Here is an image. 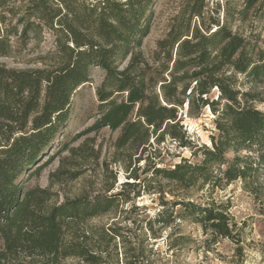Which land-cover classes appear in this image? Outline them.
Returning <instances> with one entry per match:
<instances>
[{
	"label": "trees",
	"instance_id": "trees-1",
	"mask_svg": "<svg viewBox=\"0 0 264 264\" xmlns=\"http://www.w3.org/2000/svg\"><path fill=\"white\" fill-rule=\"evenodd\" d=\"M155 1L25 0V6L10 8L0 0V58L13 56V39L25 47L39 40L44 28L56 36V51L45 68L19 70L0 64V264H102L104 245L118 247L119 240L128 247L121 227L92 226L90 221L130 201L126 192L138 185V175L117 194L108 195L110 188L108 194L62 203L49 188L27 187L29 178L64 153L68 156L53 173L54 183L79 179L82 172L74 169L99 160V152L87 147L90 139L72 147L83 136L120 130L114 145L117 162H124L121 156L131 151L139 155L138 163L147 160L153 144L167 138L179 148L195 150L194 156L201 153L200 162L182 159L173 168L149 166L154 180L184 190L199 183H248L264 166V112L255 106L264 103L263 92L257 91L264 85V48L234 30L236 23L264 20V0L235 5L224 0L211 6L206 0H188L149 62L141 47L150 33ZM93 68L105 73L96 90V120L67 140L74 97L91 82ZM207 108L216 116L215 132L211 146L199 147L184 130V116L199 118ZM152 182L145 184L148 191ZM178 206L181 210L144 219L150 238L161 237L177 218L234 238L235 224L223 204L181 200L174 202ZM145 241L137 239L127 248L125 264H145ZM190 242V237L180 236L170 249Z\"/></svg>",
	"mask_w": 264,
	"mask_h": 264
},
{
	"label": "rangeland",
	"instance_id": "rangeland-1",
	"mask_svg": "<svg viewBox=\"0 0 264 264\" xmlns=\"http://www.w3.org/2000/svg\"><path fill=\"white\" fill-rule=\"evenodd\" d=\"M24 1L6 0V5L10 8L21 7L25 6ZM87 1L97 2L99 0ZM217 1H222L224 4V0H206L210 6ZM187 2L188 0L155 1L152 7L154 14L150 33L143 40L141 47L146 60L152 62L158 42L167 36L175 18L181 14ZM231 2L235 5L238 2L242 3V0H231ZM16 22L17 19H13L12 25H16ZM237 29L250 39L258 40L260 46L264 48V20L236 23L234 30ZM55 40V33L48 28H44L39 40H30L25 47L16 44V40L13 39V56L0 58V64L19 70L43 69L56 51ZM104 77L105 73L101 69L93 68L91 82L84 85L74 97V115L73 121L68 125L70 137L67 140L82 134L94 124L98 106L96 90L102 84ZM244 86L249 87L246 83ZM257 91L263 92L260 96L264 98V85L258 87ZM215 95L216 93L213 94ZM255 106L264 112V103H257ZM215 119L216 116L208 108L199 118L184 116V130L187 131L193 145L211 146L210 138L215 132ZM119 135L120 130L112 132L104 129L98 134L83 136L72 143V147L78 148L90 139L87 147L99 152L98 161L90 160L83 167L74 169L79 173L82 172L79 179L64 181L60 184L54 183L53 173L59 169L60 160L68 156V153H64L39 175L29 178L27 182V187L39 186L51 189L57 193V201L62 203L66 199L82 195L93 197L108 194L110 188L113 190L108 195L117 194L123 191L124 183L135 182L132 179L133 176L140 177L133 191L126 192V197H129L130 201H121L118 209L113 213L90 221L92 226L121 227L120 232L128 244L125 248L121 241L116 240V243L120 242L118 247L112 244L108 247L104 245L102 250L105 248L107 251L102 255L104 257L102 264H125L126 258L130 256L128 249L132 244V246L136 245L137 239L146 240L145 245L149 252L145 254V264L148 263L147 260L151 264H264V166L261 167L258 176L248 183L240 180L219 186L199 183L195 187L184 190L174 183H168L162 179L154 180L149 166L156 163L157 167L173 168L182 159L196 163L202 160L201 153L194 156L195 150L179 148L175 142L167 138L163 144H153V149L148 152L147 160L144 159L138 163L136 158L139 155L131 151L121 156L124 162H117V151L114 145ZM156 150L160 153H156ZM228 157L233 159L234 155L229 154ZM148 169L150 171H147ZM148 180H153L149 191L145 185ZM160 191L163 193H159ZM181 200L202 205L212 201L223 204L235 224L232 230L234 238L220 237L209 230L205 231L200 224L193 223L192 219L183 222L180 218H177L171 228L164 230L161 237L150 238L152 236L144 230L146 228L144 219L155 218L164 210H181V206L173 207L174 202ZM155 231L158 233V226L155 227ZM180 236L190 237V244L185 248L170 249L171 244H175ZM63 264L84 263L78 260H66Z\"/></svg>",
	"mask_w": 264,
	"mask_h": 264
}]
</instances>
